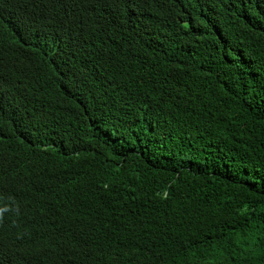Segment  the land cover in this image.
I'll use <instances>...</instances> for the list:
<instances>
[{
  "label": "trees",
  "instance_id": "obj_1",
  "mask_svg": "<svg viewBox=\"0 0 264 264\" xmlns=\"http://www.w3.org/2000/svg\"><path fill=\"white\" fill-rule=\"evenodd\" d=\"M211 1L214 31L190 0H0L12 26L10 36L1 21L0 53H12L17 76L0 85V195L10 206L0 264H49L52 249L70 246L108 264L112 244L97 238L106 219L119 229L107 235L114 244L178 240L188 264H236L207 247L210 228L214 239L256 245L264 264V0ZM63 5L117 22V33L91 28L79 47L48 22ZM97 46L111 53L84 57ZM153 109L172 124L137 120ZM19 162L58 165L51 182L31 181L13 175ZM39 184L80 187L95 209L58 208Z\"/></svg>",
  "mask_w": 264,
  "mask_h": 264
},
{
  "label": "clouds",
  "instance_id": "obj_2",
  "mask_svg": "<svg viewBox=\"0 0 264 264\" xmlns=\"http://www.w3.org/2000/svg\"><path fill=\"white\" fill-rule=\"evenodd\" d=\"M51 0H34L35 4L41 7H49ZM57 3L59 0H56ZM133 0H131L132 2ZM192 1L197 8L199 9L202 17L204 18L203 24L207 29L214 31L221 29L220 19L214 14L213 5L211 0H190ZM210 3V4H207ZM207 5V6H206ZM5 19V22L9 29V35L11 36L12 26L11 21L5 14L3 18H0V31L3 29V24L1 21ZM48 22L51 26L59 25L61 31L63 32L64 37L71 41L75 42L79 47L83 44L87 35L89 34L90 29L94 30V33L97 35L109 38L113 37L116 33L117 22L112 23L99 16L94 15L91 12L90 8L85 9H75L68 6H60L57 10L52 11ZM112 23V24H111ZM11 45L12 43L8 41ZM122 50L120 51V53ZM111 51L106 46H97L93 50H90L85 54L87 59H99L103 56L109 55ZM16 69L15 58L12 53L9 51L5 54L0 53V85H12L15 83L17 76L14 74ZM156 118H161L159 125L156 128L150 127V129H160L165 126L172 124L173 120L170 113H165L161 115V112L153 109L152 112H147L137 118L143 125L149 126ZM58 163L46 164L37 168L29 166L26 162H19L15 164L14 176H26L31 181L43 180L51 182L47 178V175H50L55 172ZM40 172H43V175H40ZM40 190L50 192L52 194L51 201L52 203L61 209H67L72 212L79 214L89 212L92 209H95L90 202L83 198V194L80 190V187L72 189L69 192L63 190L60 185L55 184V188L50 187L47 190L43 188L41 184ZM107 187V184L104 185ZM59 190V193L58 191ZM108 205L104 206L102 209H106ZM10 206L3 201V198L0 195V236L5 235L6 222L5 216L8 212ZM77 222H81V216H77ZM205 225L208 224V221H200ZM116 224L114 219H106L104 222L98 225V235L97 238L101 241L109 242L112 245L107 248L109 250L106 252L108 255V264H127V261L120 260L117 257L118 255H128L131 251L138 252L140 258L131 264H188L185 258L182 256V251L187 250L188 246L183 244L180 241H176L171 244H165L161 247H152V240L146 239L144 242L134 245L132 247H125L121 244H114L115 239L112 238L109 240L107 235L110 233H115L119 229L114 227ZM181 231L187 226V223H183ZM209 229H206L203 233V239L207 240V247L212 251H217L219 257L222 260L227 262H232L236 264H258L262 259L259 254V250L256 245H245V246H233L229 241H222L219 239H214L209 233ZM1 242V239H0ZM114 244V245H113ZM21 247L15 249L11 248V253H16ZM24 253L26 261L29 262V256L21 248ZM51 253H48V262L49 264H106L102 258V255L96 251H84L81 247L70 246L66 252L65 247L61 250L52 249ZM152 251V256H148V252ZM115 252V254H114ZM22 262V261H21ZM41 264H46L45 260L40 261Z\"/></svg>",
  "mask_w": 264,
  "mask_h": 264
},
{
  "label": "rangeland",
  "instance_id": "obj_3",
  "mask_svg": "<svg viewBox=\"0 0 264 264\" xmlns=\"http://www.w3.org/2000/svg\"><path fill=\"white\" fill-rule=\"evenodd\" d=\"M198 19H199L200 21H204V18H202V17H198Z\"/></svg>",
  "mask_w": 264,
  "mask_h": 264
}]
</instances>
